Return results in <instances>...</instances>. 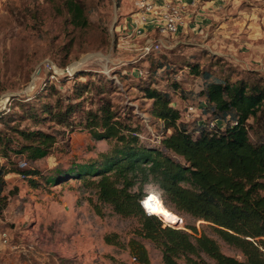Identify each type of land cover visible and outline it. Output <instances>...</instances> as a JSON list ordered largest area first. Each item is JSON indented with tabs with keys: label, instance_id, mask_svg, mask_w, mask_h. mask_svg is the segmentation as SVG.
I'll use <instances>...</instances> for the list:
<instances>
[{
	"label": "rangeland",
	"instance_id": "rangeland-1",
	"mask_svg": "<svg viewBox=\"0 0 264 264\" xmlns=\"http://www.w3.org/2000/svg\"><path fill=\"white\" fill-rule=\"evenodd\" d=\"M71 1L83 7L85 23L74 22L69 12ZM143 1L0 0V114L15 116L10 126L40 129L58 138L48 157L28 162L11 154L13 161L47 175L58 167H70L72 162L99 160L111 149L107 141L93 139L79 123L74 129H64L51 121L37 122L32 114V110H38L42 116L44 104L56 110L59 100L63 104L68 103V98L79 102L74 98L78 81L90 86L83 93L87 111L98 110L103 100L114 102L119 113L139 118L142 142L157 147L163 134L145 113L152 102L139 89L140 76H144L149 64L183 69L178 79L189 70L184 69L189 63L204 65L210 61H221L229 70H240L241 76L253 71L251 79L264 77V0H199L197 8L201 18H206V31L199 36L180 33L165 38V45L171 49L183 43L181 40L189 44L149 64L142 59L145 48L156 42L159 34L149 24L144 26L142 36L135 35ZM207 5L209 9H204ZM193 22L194 18L187 20L188 34ZM52 68L57 71L56 78L52 77ZM165 69L158 71L156 78H163ZM78 74L85 75L77 77ZM66 76L70 79L61 83ZM187 79L182 88L189 100L174 96L181 110L196 99L194 86ZM110 80L114 84L109 86ZM50 82L53 87L48 88L44 98L35 99ZM103 84H108L105 89ZM0 129L9 135L14 133L2 121ZM5 162L0 160L1 164ZM6 180L9 204L0 214V264H138L129 242L137 238L139 220L124 218L111 207L101 205L82 181L35 189L16 174H9ZM144 193V202L149 198L151 212L166 225L185 229L192 223L169 210L158 197L156 187L145 186ZM197 227L203 230L201 222ZM206 231L226 255L242 259L239 251ZM107 237L113 238L116 245L108 244ZM139 240L148 250L151 264H163L160 250L148 240Z\"/></svg>",
	"mask_w": 264,
	"mask_h": 264
},
{
	"label": "trees",
	"instance_id": "trees-1",
	"mask_svg": "<svg viewBox=\"0 0 264 264\" xmlns=\"http://www.w3.org/2000/svg\"><path fill=\"white\" fill-rule=\"evenodd\" d=\"M69 12L76 24L86 22L84 9L77 3L69 2ZM188 44L154 51L142 59L149 64ZM149 65L140 76L139 89L152 102L145 113L163 134L157 147L142 142L139 118L119 113L114 102L103 100L98 110L87 111L83 93L90 86L78 81L74 98L79 102L68 98L63 104L59 100L56 110L44 104L42 116L38 110L32 114L37 122L51 121L64 129H74L79 123L93 139L107 141L111 149L99 160L72 162L68 168L58 167L44 175L26 163L21 167L11 154L28 162L42 160L58 143L57 136L10 126L15 116L0 114V121L14 132L9 135L0 129V160H6L0 163V214L9 204L5 195L9 174L22 176L35 189L80 180L101 205L124 218L139 220L137 238L129 242L138 264H151L148 250L139 239L160 250L163 264H264V77L251 79L254 72L250 70L241 76L240 70H229L221 61L204 65L191 62L180 79L178 74L184 73L183 69ZM164 67L163 78H156ZM184 77L193 84L196 99L181 110L174 96L189 100L182 88ZM68 79L66 76L60 82ZM108 83L114 84L112 80ZM52 85L50 82L39 90L35 99L44 98ZM107 85L103 84V89ZM145 186L156 187L164 205L192 223L179 229L149 214L142 205L147 198ZM200 222L203 230L197 227ZM206 230L239 251L242 259L226 255ZM106 242L117 243L111 237Z\"/></svg>",
	"mask_w": 264,
	"mask_h": 264
},
{
	"label": "built area",
	"instance_id": "built-area-1",
	"mask_svg": "<svg viewBox=\"0 0 264 264\" xmlns=\"http://www.w3.org/2000/svg\"><path fill=\"white\" fill-rule=\"evenodd\" d=\"M190 6L197 7L198 0H192V2L188 4L182 3L180 0H144L141 3V10L136 21L138 26L135 35L142 36L144 33V26L149 24L154 25L159 34V39L145 48V55L154 51L170 49L165 45L164 39L180 34L181 28L185 25L187 8ZM52 69L55 74L52 77L56 78L57 71L55 68ZM191 111L195 113L193 109H191ZM23 165L24 164H21V166Z\"/></svg>",
	"mask_w": 264,
	"mask_h": 264
},
{
	"label": "crops",
	"instance_id": "crops-1",
	"mask_svg": "<svg viewBox=\"0 0 264 264\" xmlns=\"http://www.w3.org/2000/svg\"><path fill=\"white\" fill-rule=\"evenodd\" d=\"M177 1H179V0H177ZM182 3H185V4H188V3H191L192 2V0H180ZM203 1V0H202ZM198 3H199V0H198ZM205 4V3H204ZM209 4V3H208ZM209 6L207 5L206 7L205 6H203V8L205 9V8H208ZM209 9V8H208ZM202 11V10H201ZM195 13H198V14H196L195 16H194V14ZM193 18H194V22H193V24H191L190 26H189V28L191 29V33L190 34H188V30H186V29H188L187 28V20L188 19H191V20H193ZM204 19H206V18H204ZM204 19L203 18H201V16H200V14H199V12H198V8L197 7H192V6H190L189 8H187V11H186V17H185V25L181 28V30H180V33H185V36L186 35H200L201 33H204V31H206V30H204V23H205V21H204ZM182 38H183V36H182ZM185 40H181L180 42H184Z\"/></svg>",
	"mask_w": 264,
	"mask_h": 264
},
{
	"label": "bare ground",
	"instance_id": "bare-ground-1",
	"mask_svg": "<svg viewBox=\"0 0 264 264\" xmlns=\"http://www.w3.org/2000/svg\"><path fill=\"white\" fill-rule=\"evenodd\" d=\"M149 197H150V196H149ZM148 200H149V198L146 200V202H144L145 210H147V212H148L149 214H151V215H156V213L151 212V210H150V205H149ZM156 216H158V215H156Z\"/></svg>",
	"mask_w": 264,
	"mask_h": 264
},
{
	"label": "water",
	"instance_id": "water-1",
	"mask_svg": "<svg viewBox=\"0 0 264 264\" xmlns=\"http://www.w3.org/2000/svg\"><path fill=\"white\" fill-rule=\"evenodd\" d=\"M142 205H143V207L145 208L144 203H142ZM146 211H147V210H146Z\"/></svg>",
	"mask_w": 264,
	"mask_h": 264
},
{
	"label": "snow or ice",
	"instance_id": "snow-or-ice-1",
	"mask_svg": "<svg viewBox=\"0 0 264 264\" xmlns=\"http://www.w3.org/2000/svg\"><path fill=\"white\" fill-rule=\"evenodd\" d=\"M151 199H155V198L153 197V198H151Z\"/></svg>",
	"mask_w": 264,
	"mask_h": 264
}]
</instances>
